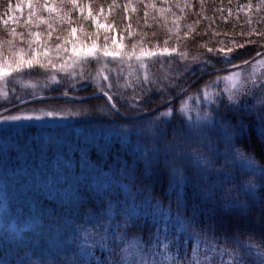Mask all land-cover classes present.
<instances>
[{"label": "rangeland", "instance_id": "rangeland-1", "mask_svg": "<svg viewBox=\"0 0 264 264\" xmlns=\"http://www.w3.org/2000/svg\"><path fill=\"white\" fill-rule=\"evenodd\" d=\"M37 2L43 3L44 0H31L33 8L30 9L29 0H0V60L5 64L16 59L31 60L33 64L32 68L25 66L20 72L5 68L7 75L0 79V112L35 97L67 95L59 100L20 105L0 114V236L4 233L20 234L23 225L17 216H54L47 209L49 203L64 210L59 216H77L74 206L67 204L75 202L76 197L72 199L70 196L80 183L85 182V171L80 157L76 159L74 154V143L115 137L131 145L136 152L146 153L148 148L140 138L143 132L149 133L150 123H131L128 117L148 112L169 101V94L171 99L175 97L176 92L166 86L177 82L178 78L183 79L188 70L223 60L225 53L232 58L246 51L243 44L227 39L221 30L214 29L212 25H217L216 21L236 26L237 34L247 32L243 30L247 28L246 24L253 31L247 34L249 40L259 47L241 61L221 66L214 64L206 71L248 62L235 69L214 72L211 76L197 71L189 76L184 88L199 79L174 100L179 108L176 114L187 124L203 121L205 114L212 112V101L218 91H231L234 86L243 88L245 76L250 80L264 77V53L250 60L264 50V32L257 26L264 0H75V10L70 9L67 0H48L53 11L51 29L43 23L37 26L35 18L29 22L30 11L33 17L38 14L39 10L34 7ZM62 2L65 3L63 11L58 7ZM65 12L68 16L59 19ZM39 14L48 18L47 12ZM242 19L244 24L239 22ZM197 30L200 37L196 36ZM205 30H214V36L206 37ZM30 32H39L40 35L30 36ZM9 40L12 41L11 47L6 43ZM30 41L39 42L31 45L35 52L29 50ZM214 41L216 44L211 47ZM205 42H209L208 47ZM58 43L60 49L56 48ZM105 48L108 56L103 55ZM209 48L213 52H208ZM202 50L204 55L200 56ZM41 63L46 67L41 68ZM19 75H25L31 87L15 82L13 77ZM225 76L229 79L224 80ZM218 78L219 86L216 87L212 82ZM206 84L209 86L205 87ZM110 86L115 94L112 100L120 106L121 113L113 114L115 110L103 97L101 101L90 103H79L71 98L98 92L104 94ZM74 90L84 91L75 95ZM156 100L158 104L143 107ZM48 111L58 115L44 116L43 113ZM13 115L32 116L33 119L5 121V117ZM37 116L41 119H35ZM50 125L56 130H47ZM91 170V183H99V188L107 189L110 175L106 171L101 174ZM184 183V179L172 177L168 192L176 200L178 194L182 195ZM38 191L46 195L39 198ZM132 196L125 198L128 203L113 216L134 215ZM42 203L45 207L41 206ZM178 225L188 227L184 223ZM55 228L59 229V226L55 225ZM78 238L76 234L69 235L70 241H64V244L77 250ZM169 249L162 254L160 248H139L133 261L135 264H173V260L179 259L180 249ZM186 249H183L186 260L191 259L193 254ZM92 251L97 253L96 248ZM204 251V244H201L198 253ZM129 255L128 260L132 258ZM212 257H215L216 264H233V257L225 255L222 249L209 253L207 258L198 255L201 264H206Z\"/></svg>", "mask_w": 264, "mask_h": 264}, {"label": "trees", "instance_id": "trees-1", "mask_svg": "<svg viewBox=\"0 0 264 264\" xmlns=\"http://www.w3.org/2000/svg\"><path fill=\"white\" fill-rule=\"evenodd\" d=\"M224 1L228 2L229 0ZM260 14L257 26L259 27L258 30L264 32V8ZM239 22L245 23L243 19ZM215 23L217 25H212L215 26L214 29L221 30L227 39L234 40L236 43L247 47L244 49L245 52L232 57V63L241 61L255 51L256 47H259L253 40H249L250 35L247 34L253 31L246 24L247 28L243 30L247 32L237 34L236 26L223 24L222 21H216ZM196 32V36L200 37L201 33L198 30ZM204 32H207L205 33L206 37L214 36V30L212 32L205 30ZM249 41L252 43L248 44ZM207 43L209 42H205V47H208ZM211 43H213L211 47L216 44L215 41ZM199 55L203 56L204 50L199 52ZM218 61H215L214 64L223 65V62ZM214 64L207 62L204 65L205 71L214 67ZM19 76L13 77V79L16 78L15 82L22 84V86L28 85L29 87L30 85L31 87V82L25 78V75ZM37 80L35 79V81ZM108 90V95L113 98L115 95L113 93L114 88L110 86ZM82 91L84 90H74L72 93L79 95L78 93ZM101 99V97L83 99L79 103H90L101 101ZM157 101H152L151 103L154 104L148 103L143 107L156 105L158 104ZM112 103L116 104L113 100ZM170 105L175 110L168 117L160 114L167 111L169 106L155 113L128 118L131 123L136 121L150 123L148 126V128H151L149 133L143 132L140 138L146 143L148 148L146 153L136 152L131 145L124 144L115 137L106 140L96 138L89 142L78 141L74 143V154L76 159L80 157L82 169L85 171V182L80 183L76 188V192L71 193L73 196H70L72 199L76 197L75 202L67 204L70 207L74 206L77 216H59L64 213V210L50 203L47 209L54 216H17L23 225L22 230L19 235L4 233L0 236V264H69L76 250L70 249L67 244H64V241H70L69 235L75 234L81 240L84 230L94 232V229L100 225H103L105 231L110 226L111 231L115 233V237L110 234L106 246L96 248L97 253H93L92 264H112L113 261L116 264H133V256L138 254L139 248L152 250L158 248L153 234L156 231L157 221L163 225L164 217L162 213L171 211L172 224L169 225V228L179 233L178 223L189 225L191 222L189 218L194 214V205L200 206L196 224L205 228L211 224L214 228H218L220 232L227 233L228 236L235 232L236 236L240 237V233L244 232L245 235L242 237L244 242L246 244L252 243L254 253L260 252L262 249L258 244L253 243L248 236V232L258 234L264 231V225L261 224V218L264 217V186L260 182L259 171L241 177V180L253 181L254 188L249 193L238 187L239 181L232 183L226 182L222 176L219 179L217 178L216 170L223 169L232 176H235L238 171H243L235 167L225 168L224 159H219L214 165L212 174L203 179L194 171L192 166L185 164L181 166V172L186 177L183 192L180 196L181 203L178 205L173 194L168 192L172 175L171 168L166 167L163 156L164 147L168 141L174 138V133L184 130L188 125L185 119L176 114V110L179 109L176 101ZM116 108L119 109L120 106L116 104ZM221 112L228 117L226 123L236 128L237 131L241 123L244 126L245 135H237L234 138L235 148L246 154L251 153L257 164L264 167V140H261L258 135V116L254 112L251 114L225 112L223 108H221ZM52 127L50 125L46 129L56 130ZM208 138L213 143L218 139L215 134L210 135ZM192 143L195 144V141H192ZM220 150L223 152L224 148L221 147ZM189 151H195V148H190ZM185 167L188 168V171H185ZM91 168L99 173L101 172V174L106 171L110 175L107 189L99 188L101 185L99 183H91ZM105 189L107 192L104 191ZM53 193L56 194V191L54 190ZM131 194L133 195L132 199H134L131 201L135 206L134 215L113 216L118 211L123 210L128 203L125 198ZM37 195L42 198L46 194L43 191H38ZM41 206L45 207V203H42ZM211 209H215V211L211 212ZM125 220L130 221V223L124 224ZM118 224L120 225L119 228L117 227ZM55 225L59 226V229H56ZM186 229L182 233L184 237H189L190 234L194 235L193 228L188 226ZM122 234H126V239L123 242L119 239ZM113 239L116 240V244L121 246L113 245ZM160 239H164L163 234L160 235ZM149 240L152 242L146 243ZM220 241V247L224 251V244L228 242L227 238L221 235ZM169 247L178 248L172 244H169ZM184 247L188 250L187 244ZM227 251L230 253L231 248ZM129 254L132 255L130 260L127 257Z\"/></svg>", "mask_w": 264, "mask_h": 264}, {"label": "snow or ice", "instance_id": "snow-or-ice-1", "mask_svg": "<svg viewBox=\"0 0 264 264\" xmlns=\"http://www.w3.org/2000/svg\"><path fill=\"white\" fill-rule=\"evenodd\" d=\"M67 5L70 6V9L75 10L77 8V4L75 0H67ZM19 7V5H17ZM35 9L39 10L38 14L33 17V12H29V22L32 21L33 18L37 21V26L39 24H47L48 28H52L53 21V11L52 8L49 7L48 0H44L43 3L37 2L35 4ZM58 7L63 11L65 8V3L62 2ZM29 8H33L31 0H29ZM47 12L48 18L45 19L39 13ZM68 16V13L65 12L63 16L58 17L63 20ZM75 31V29H73ZM30 36H39V32L29 33ZM49 37H51V32L48 33ZM59 40L60 37H57ZM6 43L11 47L12 41H6ZM33 43L39 44L38 41H30L29 42V50L35 52L36 49L32 48L31 45ZM57 49L61 48V45L58 43L56 45ZM221 51H223L221 49ZM231 51V50H229ZM208 52H213V49L209 48ZM90 55V54H86ZM104 56H108L109 53L105 48L103 53ZM45 56L47 53L45 52ZM223 63H232V58L228 57L227 53L224 54ZM51 64V60L48 61ZM245 64L248 62L245 61ZM32 68L33 64L31 60H12L10 63L5 64L2 60H0V79H3L7 73L5 72V68H10L13 72H20L24 67ZM55 67V65H52ZM41 68L46 67L45 64H40ZM63 67V66H61ZM236 67V66H234ZM197 71H200L202 75H211L210 71H205V68H193L188 70V74L183 78L177 79V82L167 85L166 87H171L173 91L176 92L177 98L186 90L184 85L187 84V79L189 76L195 75ZM107 79V77H105ZM224 80L229 79L227 76L223 77ZM220 78L217 81L212 82L216 87L219 86ZM195 83V82H193ZM243 88H236L235 86L231 91L228 90H220L217 92L215 99L212 101L213 107L211 113H206L203 121H197L195 124L189 123L187 127L179 132L174 133V138L171 141L167 142V145L164 147L163 156L166 161V167L171 168V175L173 179H186L184 173L181 172L182 165L192 166L194 171L199 174V176L203 179L212 174V170L216 162L219 159H224L225 168L227 167H235L238 171L235 176L229 175L227 171L221 169L217 171V178L220 176L226 182L236 183L239 181L238 187L243 188L246 192H252L254 185L252 180H241L242 176H247L248 173L255 174L257 171L260 173L261 184L264 186V167H261L257 162L253 159L252 154L236 149L234 146V138L235 136H244L245 129L243 124L241 123L239 130L232 127L230 124H227L226 121L228 119L227 115L221 112V108L225 110V112L230 113H241L246 112L248 114L255 113L259 118V130L258 135L261 140H264V77H258L256 80H250V77H243ZM189 88L192 87L191 84L187 85ZM209 85H205L208 87ZM225 93L227 95V99L225 98ZM64 95H67L65 93ZM104 95L108 97V100H112V96L108 95L107 92H104ZM169 99H171V94H169ZM11 103V101H9ZM112 109H115L113 114H118L119 109L116 108V104H112ZM174 109L169 106L167 112H163L161 116H171ZM212 113H215L213 115ZM46 117H55L58 113L48 111L43 113ZM219 117V119H217ZM142 118V117H141ZM28 120L31 121L33 119L32 116H19L13 115L5 117V121H20V120ZM35 119L39 120L41 117L37 116ZM212 134H215L218 139L215 143H213L208 137ZM195 141V144L192 143ZM159 143V141H157ZM221 147L224 148V151L221 152ZM190 148H195V151H189ZM185 171H188V168L185 167ZM195 179V177H193ZM181 203V198L179 194L177 195V204ZM200 210V206H193V216L190 217L189 227L193 228V234H190L189 237H184L182 233L187 229L183 226L180 228L179 233L174 230H170L169 225L172 224L171 220V211L169 210L166 213H162L164 217L163 225L157 221L155 225L156 231L153 234L155 236V243L158 248L162 249V254H166L169 249V244H172L174 247H178L180 249L179 259L173 260V264H185L186 253H184V245H188V251L193 254L191 259L186 260V264H201L198 259V255H203L205 258L209 256V253L218 252L221 250V241L220 236L224 235L227 238V243L224 244V252L225 255H231L233 257V264H264V231L259 232L258 234L255 232H248V236L253 243L258 244V246L262 249L255 256H253L252 252V243L246 244L242 237L245 235L244 232L240 233V237H237L235 232L231 236H228L227 233H222L218 228H214L211 224H209L206 228L201 227L195 222L197 221V214ZM211 212H214L215 209H211ZM211 219V217H210ZM130 221L125 220L124 224H128ZM261 224L264 225V217L261 218ZM119 228L120 225L118 224ZM112 235L115 237V233L109 229L107 231L104 230L103 225H100L98 228L94 229V232H88L84 230V235L81 240L76 242V251L74 252L73 259L69 262V264H92L93 258V249L97 247H104L107 244L108 236ZM163 234L164 239H160V235ZM120 241L123 242L126 239V234H122L120 236ZM167 241V243H165ZM193 241L195 243L193 244ZM149 240L146 243H151ZM113 245L119 247L121 245L116 244V240L113 239ZM204 244L205 251L203 253H198V249L200 245ZM139 247V246H138ZM231 248V252L229 253L227 249ZM112 264H116L115 261ZM135 264V261H133ZM206 264H216L215 257H212L210 260L206 261Z\"/></svg>", "mask_w": 264, "mask_h": 264}, {"label": "water", "instance_id": "water-1", "mask_svg": "<svg viewBox=\"0 0 264 264\" xmlns=\"http://www.w3.org/2000/svg\"><path fill=\"white\" fill-rule=\"evenodd\" d=\"M262 53H264V50L258 52V53H257L255 56H253L250 60L255 59L257 56H259V55L262 54ZM250 60H249V61H250ZM243 64H245V63L239 64V65H231V66H228V67H225V68L219 69V70H215V71H213V72H211V73L219 72V71H228V70H232V69H235L236 67L241 66V65H243ZM234 66H236V67H234ZM198 79H199V78L195 79L193 82L197 81ZM193 82L191 83V85H193ZM188 88H189V87L187 86V87L185 88V89H186L185 91H187ZM185 91H184V92H185ZM184 92H183V93H184ZM183 93H182V94H183ZM182 94H181V95H182ZM181 95H180V96H181ZM65 96H66V95H64V94H53V95H47V96L35 97V98H32V99L25 100V101H23V102H21V103L15 105V106L9 108V109H6L5 111L0 112V114L4 113V112H6V111H9L10 109H13V108H15V107H18V106H20V105H24V104H28V103H32V102H36V101H43V100H59V99H63V98H65ZM95 97H103V98H105V99L107 100V102L110 104V106H112V103L108 100V97L105 96L103 93H100V92L95 93V94H91V95H87V96H82V97H75V96H73V97H71V98H73V99H75V100H77V101H80V100H83V99H91V98H95ZM175 99H177V95H176L175 97H173L172 99H170L169 101H167V102H165V103H163V104L158 105L157 107H155L154 109H152V110H150V111H148V112H143V113H140V114H138V115H136V116L128 117V118H135V117L142 116V115H144V114H146V113H153V112H155V111H157V110H159V109H161V108H163V107L168 106V105H169L172 101H174ZM111 108H112V107H111ZM114 110H115V109H114ZM122 116H123V115H122ZM124 117H126V116H124Z\"/></svg>", "mask_w": 264, "mask_h": 264}]
</instances>
